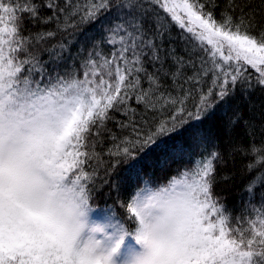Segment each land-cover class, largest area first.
I'll use <instances>...</instances> for the list:
<instances>
[{"label":"snow or ice","instance_id":"1","mask_svg":"<svg viewBox=\"0 0 264 264\" xmlns=\"http://www.w3.org/2000/svg\"><path fill=\"white\" fill-rule=\"evenodd\" d=\"M219 7L217 0H0V264H264V140L257 143L255 122L243 120L249 144L228 147L229 159L248 158V199L233 216L214 193L232 178L216 174L228 161L198 127L220 104L227 116L238 86L246 100L256 87L264 91V28L256 30L255 10L233 15L228 0L218 18ZM89 25L102 35L86 54L79 47V67L67 63ZM173 27L186 55L165 48ZM241 121L237 110L226 130ZM104 133L113 141L108 160L97 151ZM186 133L203 155L191 156ZM153 153H189L192 167L155 188L144 180L126 201L118 196L123 216L107 205L93 216L105 186L120 190L111 180L116 169L139 173Z\"/></svg>","mask_w":264,"mask_h":264},{"label":"trees","instance_id":"2","mask_svg":"<svg viewBox=\"0 0 264 264\" xmlns=\"http://www.w3.org/2000/svg\"><path fill=\"white\" fill-rule=\"evenodd\" d=\"M217 2L220 7L216 9V15L219 18V13L226 7L228 0H217ZM234 4L236 5V11L233 15H239L241 8H243V11L246 13L255 10L256 30L259 31L261 28H264V0H234ZM96 28V25H89L83 29V33L79 36L78 42L72 45V57H65L67 63L70 64L73 62V59H75L76 65L79 67L80 58L76 56L79 47L83 45L86 54L92 42L99 39L102 35ZM171 32L174 37L171 35V41H169L167 37L165 38V48L171 45L175 47L177 55H186L184 43L180 39V32L175 27L171 29ZM104 48L105 52L109 51L107 45H105ZM43 58L47 59L46 53L43 54ZM149 69L151 70L150 65ZM167 83H170V81ZM205 87H207V85H205ZM249 103L256 105V107L252 109L251 114L249 112ZM218 107L220 108L215 109L213 113L199 122L198 127L203 129L210 138H214L219 142L220 149L224 153L225 159L228 161L226 167L217 165L216 174L217 177H219L221 173H228L232 178L226 182L218 181L214 186V193L217 196L227 198L223 202L232 210L233 216H236L241 214L245 202L248 199L246 193L243 191L244 183L248 178L244 171V165L248 162V158L236 154L234 158L229 159L227 151L231 143L249 144L250 137L246 135L243 120L255 122L256 128L254 129V136L257 143L264 140V132L260 130L261 125H264V91L256 87L249 93L248 99L246 100L238 86L235 95L230 97L227 101V116L223 114L224 105L220 104ZM237 110L242 113V121L232 129L231 133H229L226 130L228 117L233 116ZM116 115L118 116V114ZM107 127L113 129L117 135H120L119 130L115 128L113 123L110 122ZM100 140L102 146L98 147L97 151H100L103 154V158L108 160L107 150L113 147V141L108 138L107 133H104L100 137ZM181 140L185 147L189 149L191 156L199 157L204 154L203 151L201 152V150L197 148L195 143H191L192 139L190 134L186 133ZM208 147L211 148V145ZM189 153H186L180 158L162 157L157 153L149 154L141 159L138 165L141 170L139 173L135 170L130 171L126 164L120 165L111 177L112 181L120 184L119 192L111 189L109 186H105L92 201L93 206L96 208H105L107 205L114 208L118 215L123 216L124 210L118 203V196L119 199L126 201L134 190L144 185V180H149L153 188L160 184L167 183L170 177L178 174V170L192 165V160L188 158Z\"/></svg>","mask_w":264,"mask_h":264},{"label":"rangeland","instance_id":"3","mask_svg":"<svg viewBox=\"0 0 264 264\" xmlns=\"http://www.w3.org/2000/svg\"><path fill=\"white\" fill-rule=\"evenodd\" d=\"M90 47V46H89ZM105 49V48H104ZM192 167V165L189 167V168H191ZM142 187H144V185L143 186H140L139 188H142ZM139 188H137V189H139ZM153 188V187H152ZM99 214H100V211H97V212H94L93 213V216H99Z\"/></svg>","mask_w":264,"mask_h":264},{"label":"bare ground","instance_id":"4","mask_svg":"<svg viewBox=\"0 0 264 264\" xmlns=\"http://www.w3.org/2000/svg\"><path fill=\"white\" fill-rule=\"evenodd\" d=\"M171 35L174 37V35H173L172 32H171ZM217 108H220V107L217 106ZM217 108H216V109H217ZM191 141H192V140H191ZM191 143H193V141H192ZM202 151H203V150H201V152H202ZM203 153H204V152H203Z\"/></svg>","mask_w":264,"mask_h":264}]
</instances>
